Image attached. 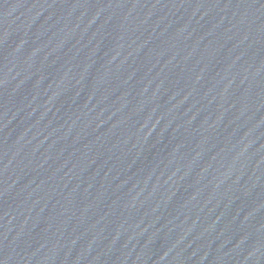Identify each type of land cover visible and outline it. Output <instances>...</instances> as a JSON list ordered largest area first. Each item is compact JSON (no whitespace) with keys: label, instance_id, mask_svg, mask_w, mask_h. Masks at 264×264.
I'll use <instances>...</instances> for the list:
<instances>
[{"label":"water","instance_id":"obj_1","mask_svg":"<svg viewBox=\"0 0 264 264\" xmlns=\"http://www.w3.org/2000/svg\"><path fill=\"white\" fill-rule=\"evenodd\" d=\"M0 264H264V0H120Z\"/></svg>","mask_w":264,"mask_h":264}]
</instances>
